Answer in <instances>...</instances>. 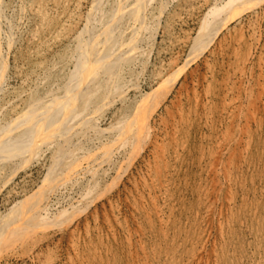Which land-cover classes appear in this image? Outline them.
<instances>
[{
  "label": "rangeland",
  "instance_id": "1",
  "mask_svg": "<svg viewBox=\"0 0 264 264\" xmlns=\"http://www.w3.org/2000/svg\"><path fill=\"white\" fill-rule=\"evenodd\" d=\"M117 2L0 0V135ZM216 3L151 2L152 35L109 68L117 35L59 140L0 160V264H264V1Z\"/></svg>",
  "mask_w": 264,
  "mask_h": 264
},
{
  "label": "bare ground",
  "instance_id": "2",
  "mask_svg": "<svg viewBox=\"0 0 264 264\" xmlns=\"http://www.w3.org/2000/svg\"><path fill=\"white\" fill-rule=\"evenodd\" d=\"M153 1L154 0H118L116 6L110 13L99 17L97 23H93V26L88 31L87 36H84L83 39L77 43L76 49H74L76 62L73 64L74 68L67 76L65 84H63L62 87H60V85V88L55 86L57 89L55 87L54 89L51 88L52 90H49V92L46 91V94L47 92L48 94L43 95V97L26 102L27 104L25 105V108L17 114V122L14 123L11 128V130H13L17 127V131L14 133L0 135V160L9 159L20 151L30 148L36 149L41 144L47 143L46 146H50L53 141L59 140L63 131H65V118L66 114H68V110L76 104L83 102V91H86L84 93L86 94L91 91L92 87L95 86L94 83L96 84V82L94 81L96 76L106 66L105 59L110 56L113 49V43L116 40L117 35H121L123 31H125L129 40L125 41L121 47L118 48L117 53L119 57L117 60L111 61L109 68L121 67L123 65L122 63L126 60L125 56H132L138 44L141 41H146L147 37L149 38V36L152 35H150L149 32V36L147 34V31H150L152 28L147 30L149 27L147 21L149 22V20H147L148 15L146 13V8ZM263 1L264 0H247L242 2L241 0H217V3L215 4L216 6L213 8L215 10L216 8L218 9V6L222 5L224 10L226 7L234 10L239 8L241 12L244 9H254ZM144 16L146 17L144 18ZM123 19H126L124 22L128 23L126 26L121 25ZM214 39L216 40L217 37L215 36ZM99 41L102 43V49L95 54V62L89 69L79 73L77 67L78 64L84 60L85 52L91 45L98 43ZM123 56L124 59L122 58ZM2 75L3 74L0 75V79L3 77ZM174 83L175 81H173V84ZM108 103L103 105V108L104 106L106 107ZM93 106L88 107L78 115L76 124L82 125L90 118L94 117L92 110ZM96 108L95 110L97 111ZM102 109L100 111L104 112ZM95 115H97V113ZM133 122L136 123L137 119H134ZM3 130L4 127H1L0 133ZM160 157L158 155V158Z\"/></svg>",
  "mask_w": 264,
  "mask_h": 264
}]
</instances>
